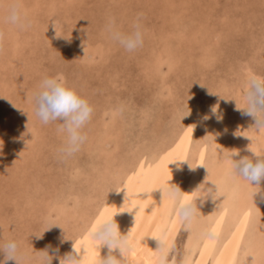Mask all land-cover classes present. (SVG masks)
Masks as SVG:
<instances>
[{"label":"rangeland","instance_id":"1","mask_svg":"<svg viewBox=\"0 0 264 264\" xmlns=\"http://www.w3.org/2000/svg\"><path fill=\"white\" fill-rule=\"evenodd\" d=\"M9 2L0 0V245L17 241L25 264H39L38 252L49 245L52 264L74 250L82 256L90 227L110 217L128 185L135 184L133 193L137 183L153 184L158 197L176 169L171 183L182 192L194 195L193 179L201 177L197 186L212 189L196 203L203 222L216 192L204 182L211 170L244 140L255 145L251 157H264V134L238 110L249 73L264 76V0H22L31 21L25 31L6 22ZM109 18L125 33L139 19L143 46L129 53L112 41ZM45 76L63 77L94 107L86 143L65 161L57 157L65 137L33 110L32 94ZM259 191L258 228L264 186ZM189 235L180 225L177 264ZM198 258L196 251L193 264ZM251 258V250L240 252L234 264Z\"/></svg>","mask_w":264,"mask_h":264},{"label":"clouds","instance_id":"2","mask_svg":"<svg viewBox=\"0 0 264 264\" xmlns=\"http://www.w3.org/2000/svg\"><path fill=\"white\" fill-rule=\"evenodd\" d=\"M22 9V0H10L6 5L5 20L19 30L25 31L31 27V21ZM106 31L112 41L129 53L135 52L143 46L144 32L139 19L133 23L132 30L125 33L118 29L115 18H109ZM4 41L5 33L0 30V52L3 51ZM243 96L245 107L238 110L253 119L252 127L257 133L264 131V76L249 73ZM31 99L34 114L41 124H55L56 132L65 137V142L57 149L58 159L65 161L79 153L87 141V135L83 129L91 121L94 113V107L89 101L74 88L68 86L61 76L43 77ZM212 111L215 114L216 109ZM217 118L220 119L221 117ZM204 119L206 120L208 117L205 116ZM239 156V151H234L226 157L230 166L229 176L233 180L239 177L257 189L250 194L253 201V197L259 192V183L264 180V157H256L253 154L251 158L243 156L234 159V157ZM215 188L216 192L213 196L217 193L216 185ZM160 190L167 199L175 204L176 221L186 231H191L199 219L200 212L196 205L197 199L203 202V199L212 193V189L205 190L203 187L200 191L205 193V196L190 198L178 186L170 185L168 181ZM113 217L97 219L87 233L93 247L98 252L102 247L108 249L105 257L102 258L100 254L96 257L95 264H128V254L135 249L134 241L128 234L122 235L120 233L118 224ZM200 235L208 243H215L219 238L218 231L212 226L202 228ZM155 239L158 242V247L153 251L154 264H177L175 241L166 232ZM49 248L51 245L38 252L39 264H52L53 259L56 258L49 254ZM53 251H58V249ZM116 251L119 253V258L114 254ZM78 253L74 250L72 253L65 254L59 258V264H85V251L82 256ZM0 254H3L4 257L3 260H0V264H7L8 261H14V264H25L27 260L26 254L15 240L0 245Z\"/></svg>","mask_w":264,"mask_h":264},{"label":"bare ground","instance_id":"3","mask_svg":"<svg viewBox=\"0 0 264 264\" xmlns=\"http://www.w3.org/2000/svg\"><path fill=\"white\" fill-rule=\"evenodd\" d=\"M259 133L264 134V131ZM237 142L238 144L242 143L240 146L237 144L239 146L238 149L235 148L239 151L240 156L234 157V159H239L243 156L251 158L250 154L252 152L250 151L255 147L253 141L249 139L244 140L241 143H239V141ZM230 153L231 152H229V154ZM229 168V162L226 159L222 166L217 164V166L211 170V176H206L204 178L205 183H213L217 186V193L214 196V202H212L209 214L203 213L204 216H207L206 219L203 218L205 221L197 222L193 225V228L190 231L188 247L186 249L187 252L182 264H193V256L196 251H199L198 259L200 264L206 260L207 257H209V264H234L238 254L240 252L244 253L247 250H251L252 258L249 262L246 260L245 264H264V247H262L264 245V235L262 234L264 233L262 232L264 224L258 228L255 222L257 220L256 217L258 216L259 219H261L260 214H263V212H261L263 191H259L253 197L252 201L250 194L257 189L239 177L233 180L229 176ZM153 172H155V170ZM181 174L187 175V169H181ZM147 176L149 177V175ZM177 176H180V172L177 169L176 171L174 170V173L168 176L170 185H172L171 181L178 178ZM201 179L202 177L200 179L195 178L193 181L195 184L201 185V183H197ZM143 180H140V182ZM149 183L150 182H148V184ZM161 183L162 182H160V185ZM139 184L140 183L136 184L133 193H130L129 191L135 184L127 186L128 190H125L127 191L126 195L118 202L117 200L115 201L114 208H112L113 210L110 212V217L114 216L113 219L118 224L120 233L122 235L128 234L135 243L134 251L128 254V264H154L153 251L158 247V242L155 238L164 233L167 224L171 223L167 234L175 241L181 224L176 221L175 214H173L175 204L167 199L166 195L156 197V188L153 184L146 186V189L142 188L143 186ZM213 184L212 186L214 187V190H216L215 185ZM197 185L190 189L193 190L194 195H191L189 191H184L185 195H189L190 198L201 197L202 194L200 193V188L202 187L199 188ZM261 186H264V180L259 183V187ZM210 198H212V195L209 199ZM197 202L198 199L196 203ZM197 204L199 205V203ZM136 207L139 209L138 215L133 216ZM199 212L203 211L199 210ZM205 226L215 227L218 231L219 238L215 243H208L201 238L200 233ZM231 229H233V232H231ZM241 244L244 245V248L242 249L240 247ZM107 253L108 249L106 247H102L99 249V252H95L91 241L85 252V264H90V260L93 258L94 254H97L98 256L100 254L103 258ZM114 254L119 258L118 251L114 252Z\"/></svg>","mask_w":264,"mask_h":264}]
</instances>
